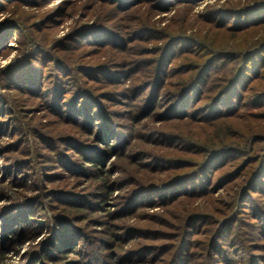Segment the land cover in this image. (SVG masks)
Here are the masks:
<instances>
[{
    "label": "rangeland",
    "instance_id": "1",
    "mask_svg": "<svg viewBox=\"0 0 264 264\" xmlns=\"http://www.w3.org/2000/svg\"><path fill=\"white\" fill-rule=\"evenodd\" d=\"M162 2L138 0L121 11L114 0H0V264H85L87 256L96 259H87L89 264H172L181 247L188 252L184 264H206L214 256L217 264L219 254L208 256L209 250L219 234L226 235L230 219L264 210V104H243L222 124L232 135L227 145L257 136L250 139L251 152L216 157L203 190L187 192L199 181L183 177L194 170L188 163L203 161L204 154L183 141H203L220 126L179 123V114L166 111L180 74L191 67L187 60L205 57L193 52L171 66L158 63L162 46L175 36L188 38L190 49L195 40L212 42L215 51L264 43V0H189L194 4L169 9ZM254 57L258 65L246 81L244 100L264 93V48ZM21 61L34 64L31 71H20ZM158 64L166 71L161 85L144 89ZM29 81L38 86L29 88ZM84 91L93 97L90 127L81 113L68 114L80 110ZM204 103L194 100L191 106ZM109 130L115 135L107 138ZM84 146L93 153L89 159L79 154ZM36 154L61 155L76 169ZM38 161L47 172L34 182L30 170H37L30 164ZM170 181L184 182L175 195L176 188L160 190ZM136 195L139 200L126 208ZM36 202L44 205L41 212L30 211ZM46 218L62 220L59 228L42 230L51 224ZM62 232L75 236L74 244L52 252L50 242ZM225 238L220 243L226 255L241 261L242 248L231 250ZM255 243L261 248L255 254H264V240Z\"/></svg>",
    "mask_w": 264,
    "mask_h": 264
},
{
    "label": "trees",
    "instance_id": "2",
    "mask_svg": "<svg viewBox=\"0 0 264 264\" xmlns=\"http://www.w3.org/2000/svg\"><path fill=\"white\" fill-rule=\"evenodd\" d=\"M138 0H114L115 5L114 7L120 8L121 11H125L126 9H122L128 5L133 6L137 3ZM191 1V0H190ZM163 2L167 3L165 9H169L170 7L174 8L177 6H189L188 4H194V1L192 3H189V0H163ZM162 2V3H163ZM138 4V3H137ZM164 4V3H163ZM192 6V5H191ZM171 8V9H172ZM254 26V25H252ZM255 27V26H254ZM22 28V27H21ZM139 29V28H138ZM17 29H15L16 31ZM92 34V33H89ZM87 36H90V35ZM86 36V37H87ZM85 37V38H86ZM97 39V38H95ZM88 40V39H87ZM103 40V39H101ZM105 40V39H104ZM186 40V41H184ZM188 38L175 36L170 38L169 43L162 46V50L160 52L161 59H158V63L163 62L166 63V61H169L168 65L171 66L172 62L176 59L187 57L188 55H191L193 52L195 55H197L199 52H202V58L201 61H195V59H189L188 63H190V66L188 70H186L184 73L180 74V79L175 83L174 85V102L172 103V106L166 111L170 115L172 114H179L180 117H177L175 119L179 120V123H187V121L190 119L191 121H195L197 124H204L209 125L210 127H218L220 129H214L215 131V139L214 136L210 133L207 134V138L203 141H200L199 138H193L188 137L187 139H184L183 143H185L190 150L194 152H198L200 154H204L203 161H198L195 163H188L190 164L189 167H194V170L186 172V174L180 175L183 177H191L194 176V178H197L196 180H199L198 183H193V185L189 188V191L192 192L195 191H202L203 190V181L206 179L204 178L208 166L211 165L212 161L219 156H226L227 154H233V156H238V154L246 155L249 154L251 151V148L249 147L250 139L243 137L240 141H235V143L232 142L231 146L227 145L232 138V135L228 136L227 132L229 129L223 128L222 124L226 122L225 120L231 119L235 117L234 115L237 114L238 110L241 111V108L244 104V107H257L259 104H264V93L256 94L254 95L255 98L244 100L242 98V95L244 94V90L246 89V81L251 77V75H254L255 73V67L257 68V63L254 55L260 50V48H264V43H259L254 46H250L248 48H239L238 51H227L225 49H220L218 51H215V49H212V46H215L212 44V42L208 43L207 45H201L199 41H193V47L190 49V47H187ZM114 41V40H113ZM95 43H99L100 41L93 40ZM186 43V44H185ZM183 44V45H181ZM261 44V45H260ZM211 46L212 48H210ZM195 48H198V51H195ZM210 48V49H209ZM209 52V53H208ZM212 53V54H211ZM214 53V54H213ZM199 57V54L197 56ZM22 62V61H21ZM256 63V64H255ZM20 71H31V68L34 66L32 64L30 67H27V62L23 61L20 65ZM231 66V69L230 67ZM158 66H155L153 69L154 77L150 81L148 85L144 87V89L152 87V90L155 89V87H158L161 85V74L166 73L164 72L163 67L159 69ZM71 73H75V67L70 69ZM168 71H171L168 69ZM184 74L186 75L184 77ZM176 76V75H175ZM159 77V78H158ZM12 80V79H11ZM30 80V79H29ZM255 80V78H254ZM30 83H26V85L29 86V88H35L38 86V83H32V81H29ZM35 84V85H34ZM30 90V89H29ZM31 91H35L31 90ZM209 93V94H208ZM80 97L78 99L83 101V105L80 108V110L76 109L74 111H69L68 114L76 115L77 112L81 113V115L84 116L85 124L88 122V125L90 127V113L89 108L90 105L88 104V101L92 100V95L87 92H80ZM211 94V95H210ZM204 95V98H203ZM195 100V104H199L202 101H206L203 105H198V107L191 106V102ZM262 102V103H260ZM186 110H191L189 116H182V112H186ZM239 111V112H240ZM171 112V113H170ZM101 114V112H98L96 110V115ZM98 118V116H97ZM75 119V118H74ZM102 118H100V122ZM75 124H77L76 120ZM186 121V122H181ZM102 124L106 125V122H103ZM103 125V126H104ZM112 128H114L115 133L118 134L121 139L124 138L122 136L121 130H119L118 127H114V125H111ZM95 128V127H94ZM114 130H109L108 136H114ZM107 131V130H106ZM254 135V134H252ZM104 136V134L101 135V140H103L104 144L109 145L107 143V138ZM128 137H130L128 135ZM230 137V138H229ZM253 138H257V136H254ZM238 139H240L238 137ZM229 140V141H228ZM253 140V139H252ZM248 143V145H247ZM235 145V146H234ZM78 146V145H77ZM111 146V145H110ZM117 146V145H116ZM118 147L122 148L123 145H119ZM85 148V146H84ZM79 149V148H76ZM82 158L89 159L90 154H93L90 149L88 148L82 149L79 153ZM237 154V155H236ZM27 156V151H22V156ZM38 156V158L42 159H53L54 161H51L53 164H56L57 162H61L65 165L66 168H73L76 169L74 165H72L73 161H67V158L61 156V155H41L36 154L34 155ZM54 156H56L54 158ZM152 157V156H151ZM149 157V158H151ZM36 158V157H35ZM165 159V158H164ZM175 161V160H174ZM190 161V160H189ZM160 162H168L166 160L160 159ZM31 163V162H29ZM34 164V167L37 170L36 172L32 169L30 170V177L33 179L34 182H40V177L44 174L43 172H47L46 170H43L45 166H43L40 161L38 162H32L30 164V168ZM78 170V169H77ZM80 171H82L80 169ZM204 178V179H203ZM177 180V179H176ZM175 180V181H176ZM192 180V178L190 179ZM203 180V181H202ZM175 181L168 182L167 185H165L160 190H173V188H176L175 191L172 193L175 195L179 188L175 187L178 185H182L184 182L180 181L178 183H174ZM173 184V185H172ZM106 187V185H105ZM193 187V190L190 189ZM171 188V189H170ZM162 191H157V197H165L164 195L160 194ZM144 194H146L144 192ZM140 194V195H144ZM110 196V194H109ZM139 195H136V197L130 199L128 205L126 208L130 209L132 208L135 203L139 200ZM180 196H184L180 194ZM140 198V197H139ZM40 202V201H39ZM39 202L34 203V205L31 207L30 211H40L43 209L42 203ZM261 208L258 207V209L251 210L245 213V218L242 219L241 217H235L231 218L228 222V227H225L223 230V234H219L218 237L215 239L214 242H212V248L209 250V255L212 253L219 254L221 261H218L217 264H264V254H255L256 252H260V243H255L256 239L260 238L264 240V210H259ZM13 214V213H12ZM198 215H191L190 218H195ZM233 216V215H232ZM260 219L262 221V224H260L258 227L254 224V220ZM51 223L50 225L46 224L42 226V230H53L54 228H59L61 221L57 218H51V219H44L45 222ZM248 222V223H247ZM252 222V223H251ZM184 224V223H183ZM181 225L180 229L183 231V229L187 225ZM241 231L237 233L236 237H231L233 230H239ZM191 234L192 236H195L198 232L195 228H192ZM73 235V234H72ZM221 235V236H220ZM74 237L69 236L67 233L62 232L61 237L58 238L57 235L51 240L50 245L52 246V252H56L57 248L66 246V248H69L74 243ZM226 237V238H225ZM76 238V237H75ZM225 238V241L228 242L229 246L233 249L241 247L242 248V257L243 259L241 261L230 259L228 255H226L225 251L223 250V247L221 246V239ZM97 239L91 240V243L96 242ZM67 242V244H65ZM106 247H109V244L106 243ZM78 247H76L77 249ZM252 249V250H250ZM187 251L183 252V247L180 248V250L176 253L172 260V264H184L187 257ZM51 254V253H50ZM212 256V255H211ZM207 258V257H206ZM87 259L90 261H96L93 257L90 258L87 256ZM207 260L206 264H216L215 263V256L210 257ZM146 264H148L151 260L147 259L144 260ZM191 262V261H190ZM82 260L78 262V264H82ZM96 263V262H94ZM100 264H105L103 261H100ZM170 264V263H166ZM190 264V263H189Z\"/></svg>",
    "mask_w": 264,
    "mask_h": 264
}]
</instances>
